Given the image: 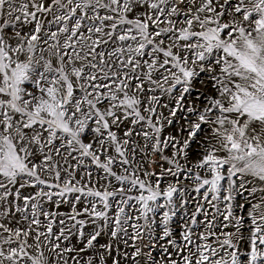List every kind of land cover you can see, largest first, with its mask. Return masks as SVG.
<instances>
[{
    "label": "snow or ice",
    "instance_id": "obj_1",
    "mask_svg": "<svg viewBox=\"0 0 264 264\" xmlns=\"http://www.w3.org/2000/svg\"><path fill=\"white\" fill-rule=\"evenodd\" d=\"M0 264H264V0H0Z\"/></svg>",
    "mask_w": 264,
    "mask_h": 264
}]
</instances>
